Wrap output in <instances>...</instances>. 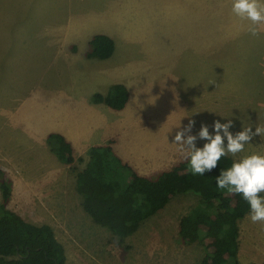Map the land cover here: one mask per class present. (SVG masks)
I'll use <instances>...</instances> for the list:
<instances>
[{"label":"rangeland","instance_id":"374dc122","mask_svg":"<svg viewBox=\"0 0 264 264\" xmlns=\"http://www.w3.org/2000/svg\"><path fill=\"white\" fill-rule=\"evenodd\" d=\"M231 4L232 0H0V171L13 186L8 209L32 224L50 225L65 248L67 264H197L204 258L201 244L185 245L178 234L180 220L198 197H175L137 233L121 237L96 225L83 210L75 176L50 152L47 136L63 130L55 123L56 112L70 113L75 89L77 97L88 91L93 100L107 87L104 83L121 78L118 71L125 69L117 67L127 59L137 61L123 65L156 67L157 58L166 63L167 70L158 73L165 86L159 92L165 101L163 112L186 126L194 121L191 135H197L202 124L213 133L217 120H232L233 134L264 127V26L253 36L250 22L236 17ZM100 34L114 40L115 53L109 61L91 64L94 61L86 58L88 43ZM148 95L144 102L154 100ZM156 108L139 112L151 118V113L160 112ZM148 141L136 136L128 152L140 168L143 162L150 177L188 161L168 143L166 159L152 162ZM205 143L197 139L196 146ZM251 154L264 155V135L245 145L244 152L227 156L238 161ZM75 157L83 170L88 152ZM239 228L241 264H264V224L252 223L248 215Z\"/></svg>","mask_w":264,"mask_h":264},{"label":"trees","instance_id":"16d2710c","mask_svg":"<svg viewBox=\"0 0 264 264\" xmlns=\"http://www.w3.org/2000/svg\"><path fill=\"white\" fill-rule=\"evenodd\" d=\"M88 44L86 58L90 60H108L115 53V42L107 35H95ZM93 101L122 111L130 92L125 85L114 84L106 96L96 94ZM116 142L112 139L90 148L89 162L81 170L73 144L58 132L47 136L50 152L74 174L81 207L96 225L128 237L175 197L193 194L198 202L180 220V241L204 247L205 256L197 264H241L239 224L249 215V204L241 195L228 194L216 184V177L232 165L233 158L223 157L216 169L204 175H194L188 160L150 177L139 174L118 155ZM0 190V264H67L65 248L50 225L32 224L8 209L13 186L2 171Z\"/></svg>","mask_w":264,"mask_h":264},{"label":"crops","instance_id":"0c3cea01","mask_svg":"<svg viewBox=\"0 0 264 264\" xmlns=\"http://www.w3.org/2000/svg\"><path fill=\"white\" fill-rule=\"evenodd\" d=\"M109 60H111V58L104 61ZM93 61L94 62L91 64L97 63L96 60ZM136 61L137 59L120 61V65L117 67V70L121 66L125 69L124 72L122 71L123 69L118 71L121 78L119 80L104 83V87L105 85H107V87L100 91L101 95L104 96L108 93L112 85H125L130 92V101L124 110L117 111L104 103H95L91 99L89 92L86 90L85 91L87 93H83V98L77 97L79 95V90L75 89V98H73L74 94L72 95V100L75 104L72 105L70 113L68 114L63 111L59 113L56 112L57 118L55 123L56 125L63 126V130H58L56 132L64 135L73 144L75 153L78 155L88 152L93 146L105 145L110 139L117 138V144L114 148L118 155L125 162L132 165L139 172V174L150 176L143 169V162L140 164V168V166L136 163L134 156L130 157L131 151L128 152V150L132 149V147H129V143H132L136 136L141 138L142 142L144 139L149 140L148 143H152V146H150L152 150L150 153V161L156 163H158L160 159L164 161L166 159L164 158L166 153L171 151L169 149L170 144L173 145L172 149L175 150L172 142L176 132L186 127V123L181 120H177L176 122L175 117L169 119L168 113L165 114L163 112L165 110V101L162 100L159 92L162 91L165 86L163 85L164 82L162 81V77H159L158 73L162 72V69L164 68L167 70L168 66L166 67V63L162 60H158L157 58L156 67L151 64L147 66L140 65L139 67L134 64L123 65V62L136 63ZM147 62L151 61L148 59ZM134 68L143 69L145 73L143 71L135 73L133 70ZM129 69L133 71H130ZM159 69H161V71H158ZM168 91L172 93V99H174V92L169 88ZM147 95V98L149 99L152 95L154 100L152 102H144L148 101L145 98ZM147 106H156V110L159 109L160 112L151 113V118H146L148 117V114L143 113L142 115L139 111L141 108L144 109ZM176 114L178 115V112ZM149 126L151 127L149 128ZM146 152H150L149 147L146 148ZM146 156L149 157V153L146 154ZM147 157L144 158L148 159ZM50 159L52 158L50 157ZM47 185L48 184H46L45 188L49 190L48 188H50V186Z\"/></svg>","mask_w":264,"mask_h":264},{"label":"clouds","instance_id":"9594fccd","mask_svg":"<svg viewBox=\"0 0 264 264\" xmlns=\"http://www.w3.org/2000/svg\"><path fill=\"white\" fill-rule=\"evenodd\" d=\"M232 13L241 21H249L248 31L257 35L260 26H264V2L262 0H232ZM194 121L176 132L172 144L176 145L190 162V170L196 175H204L218 167L220 160L231 154L236 156L244 152L245 145L257 136L264 135V127L244 128L233 134L232 120L227 123L214 121L213 133L202 124L197 135H191ZM181 127V126H180ZM180 129V128H179ZM197 139L207 141L202 148L196 146ZM219 189L228 194H239L249 204V218L252 223L264 224V155L251 154L234 161L232 165L216 177Z\"/></svg>","mask_w":264,"mask_h":264}]
</instances>
